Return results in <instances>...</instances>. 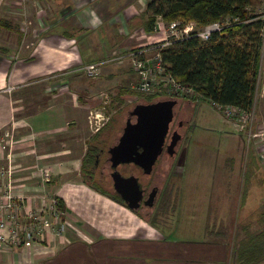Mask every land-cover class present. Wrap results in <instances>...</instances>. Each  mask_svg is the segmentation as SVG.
Masks as SVG:
<instances>
[{
  "label": "crops",
  "instance_id": "obj_1",
  "mask_svg": "<svg viewBox=\"0 0 264 264\" xmlns=\"http://www.w3.org/2000/svg\"><path fill=\"white\" fill-rule=\"evenodd\" d=\"M148 1L31 0L33 17L27 34L18 23L17 14L21 12L10 9L15 8L13 5H0V143L11 134L16 140L10 153L0 150V186L9 182L13 187V183L21 185L13 190L23 196L26 207L47 203V197L45 203L41 198L43 194L56 195L64 203L65 217L72 221L61 235L49 232L30 246L20 244L0 250V264H146L145 255V260L153 257L154 264L163 260L169 264H197L194 260L176 263L172 258L162 259L161 254L171 248V240H177L160 237L141 213L80 177L91 143L92 134L86 131L92 129L97 113L91 110L96 86L111 88L120 80V84H133L138 74L133 73L134 80L129 81L130 61L106 65L93 80L78 68L114 52L152 42L156 33H144L142 26L133 28V20L144 13ZM4 10H14L13 18H6ZM99 126L94 127L93 134ZM43 167L51 171L48 181L42 178ZM5 168L13 172L7 183L2 181ZM181 174L186 172L182 170ZM248 195L246 191L245 200H239L236 209L240 221L247 224L251 211L260 207L258 200L257 206L252 203L253 208L249 207ZM215 211L207 207L203 222L189 224V233L204 227V237L194 239L198 255L212 250L205 221L210 214L217 229L223 228L218 233L221 236L238 223L234 210L223 218L220 214L224 210L219 212L216 207ZM185 242L177 243L187 245ZM220 242L214 248H222L221 254L204 258L201 264H235L234 257L230 259L228 254L231 242L225 238L223 241V237ZM190 245L187 246L194 253L195 247Z\"/></svg>",
  "mask_w": 264,
  "mask_h": 264
},
{
  "label": "rangeland",
  "instance_id": "obj_2",
  "mask_svg": "<svg viewBox=\"0 0 264 264\" xmlns=\"http://www.w3.org/2000/svg\"><path fill=\"white\" fill-rule=\"evenodd\" d=\"M30 1L28 0L25 6L26 13L21 12V9L17 7L10 8L21 12L17 14L20 18L18 23L22 24L23 32L26 34L28 33L29 27L32 25L31 17H33V9L29 7ZM261 3L262 0H258L253 8L248 9V11L259 14ZM3 5L4 3L1 4V6ZM13 11L9 12V10H4L2 14L5 15L6 18H13ZM148 17L149 14L144 12L134 19L133 22L143 23ZM228 17H230V15H226L221 18V20L217 21H221V23L224 24ZM257 17L258 16H255L254 18ZM196 23L199 26L202 25L198 23V21H196ZM152 31L156 33V37L152 39V43L159 42L160 39L165 37V32L163 30H161L162 32ZM153 32L145 30L144 33ZM262 35L264 38V29L262 30ZM110 64L118 66V64L114 62H109L106 65ZM78 69L81 70L82 72L80 73L86 77L83 69ZM104 69L105 67L102 68L99 75L103 73ZM131 71L132 73L128 75L129 81L134 78L132 74L135 73L136 75L138 74V76H135L136 83H141V81H137L138 78H141V72L137 70L134 65H132ZM112 75H114V72ZM96 77L98 76L90 77V79L93 80ZM120 82H118L119 85L111 88L102 85L98 86L97 83H95L98 90H96L95 94L91 97L93 99V108L91 110H97V113H95V118L93 117V122H91L92 129L89 128V130L86 131L87 135L92 134L90 137L91 139H89L91 142L89 146H92L90 148L92 154L89 155L87 159L86 167H93L97 157V150H99L102 144L105 145L106 142L111 141V146L116 142L127 120L128 112L133 109L135 104L139 102H148L147 96L155 94L154 100L179 98L180 103L186 101L185 98L192 100L197 104L195 108V126L190 130L185 141H183L181 145L182 148H180V150L183 152L175 157L173 165H171L173 166L171 175L168 176L165 185L167 192L165 203L162 204L161 210L154 211L152 217H150L149 214H143V216L156 231L158 230L157 233L160 237L169 236L177 240H171L173 246H170L171 248L168 252L161 254L162 259L172 258L176 260V263H181L183 260H194V263L201 264L204 258H215V254H221L222 248L215 249L214 246L222 244L220 242L222 237L223 241L225 238V240L231 242L232 249L228 253L231 259L235 246L245 235L241 228L247 224L240 221L241 216L239 217L236 211L238 201L245 200L244 196L246 191H248L249 194L247 201L249 207L253 208L252 203L256 205V200H258L259 203L264 200V193H262V191H264V179L262 180V177H264V43L256 83L255 102L250 111H240V107L236 106L239 109L234 113L235 115H227L221 107H217L211 100L203 99L201 96H199V100H195L192 96L193 92L189 93L191 97H184L182 93V96L174 97L171 94L169 95L166 91L168 90L167 84H164L163 88L154 84L150 91H144L143 93L138 92L133 87L135 82H132L133 84L130 82L120 84ZM8 90L12 91L13 88L8 87ZM118 121L120 122L119 126L117 125ZM97 125H100V129L93 134L94 127ZM7 130L8 129L5 131ZM86 134L83 135L85 136ZM6 138V141H2L1 139L2 142L0 143V150L5 154H7L8 151L10 153L9 148L11 149L16 142L14 134L6 135ZM69 142L70 141H68V143ZM184 146L186 148H184ZM106 156V152L101 155V163H106ZM166 163L167 161L163 160V164ZM255 163L258 164L257 168ZM158 164H160V162ZM165 167L167 166L165 165ZM130 168L131 167L124 171L127 172ZM9 169L10 168H5V171H2V175H4L2 177L3 183L8 182L9 176L13 177V172L12 170L11 172L8 171ZM85 170L86 169H84L80 177L87 178L88 172L86 173ZM110 170H112L111 167L109 171ZM182 170L186 172L184 176L181 174ZM94 177L95 178H91L93 183L115 194L113 185L108 176L105 181L102 182L98 179L100 175L98 171H96ZM160 179L163 181V178ZM13 185L16 188L21 187V185H15L14 183ZM4 187V184L0 186V188H2L0 189V195L4 192ZM14 187L12 186V190ZM49 197L50 196H48V198ZM50 201L46 203L48 207H50ZM36 202L37 199L35 200V203ZM259 203V209L255 211L252 210V214L248 218L250 229L257 230L258 227L264 226V201L261 204ZM207 207L210 208L211 212L215 211L216 207H218L219 212L224 210L220 214L221 218L225 215H230L234 210L235 220L238 223L227 228V233H224L225 236H221L218 235V233L221 232V230L223 231V228L219 226L217 229L218 225L214 222L215 219L210 214V218L205 221H207L208 238L209 243H212V250L210 254L207 252L204 256H201L196 254L198 244L194 239H202V237H204V227L200 228L198 232L192 233H189L188 229H190L189 224H191V222L195 225L204 221ZM216 213L218 214V212ZM254 218L257 219L255 223L252 224L250 221H253L252 219ZM24 222L25 221H23V223ZM257 222H259V224L256 225ZM190 239H192V241H187ZM179 241H186L185 243H187V245H190V242H192L190 246L195 247L194 253L187 245L178 244L177 242ZM193 243H196V245ZM145 257L146 255L143 258V263L146 261V264L156 263L153 257L147 260H145ZM163 261L160 262V264H169Z\"/></svg>",
  "mask_w": 264,
  "mask_h": 264
},
{
  "label": "trees",
  "instance_id": "obj_3",
  "mask_svg": "<svg viewBox=\"0 0 264 264\" xmlns=\"http://www.w3.org/2000/svg\"><path fill=\"white\" fill-rule=\"evenodd\" d=\"M257 1L149 0L144 11L149 14L148 19L143 23L134 22L136 25H133V28L142 26L148 32H153L157 16H162L166 21L193 19L202 25L221 20L226 15L239 18L238 21L222 25V28L213 32L208 40L191 35L189 38L171 41L164 46L158 45L164 41L155 43L156 51H160L166 66L165 73L158 79L161 87L163 88L165 82L162 76L170 74L193 92L195 100H199L201 96L203 99L211 100L217 107L235 105L242 110L250 111L255 102L264 43L262 35L264 20L254 18L258 14L248 11ZM140 76L137 81H141L142 73ZM139 84L135 81L133 87L144 93L142 89L140 90ZM168 93L170 95V92ZM185 94L183 93L184 97L187 96ZM176 95L182 96L181 93L174 96ZM154 98L155 94L147 96L148 102ZM119 123L118 121V126ZM91 147L90 145L83 158V171L86 169V173L89 172L87 171L89 167L86 166L87 159L92 154ZM86 180L92 182L88 175ZM92 184L114 199L125 203L119 195L112 194L93 182ZM59 201V207L64 209L62 199L59 198ZM241 229L245 235L234 248V263L261 264L264 262V226L254 230L246 224ZM222 236L225 234L222 233Z\"/></svg>",
  "mask_w": 264,
  "mask_h": 264
},
{
  "label": "built area",
  "instance_id": "obj_4",
  "mask_svg": "<svg viewBox=\"0 0 264 264\" xmlns=\"http://www.w3.org/2000/svg\"><path fill=\"white\" fill-rule=\"evenodd\" d=\"M27 2L28 0H0V5L2 3L13 5L21 9V12L26 13L25 6ZM257 16V18L264 20V0H262L261 9ZM238 20V17L230 16L224 24L221 23V21H212L199 26L193 19L187 21H166L162 16H157L155 31L162 32L161 30H163L165 32V37L156 43L164 41L162 44H158L164 46L169 44L172 40L189 38L191 35L198 36L203 40H208L213 32L222 28V25ZM150 44L152 45L146 46ZM154 44L155 43L150 42L146 45L133 46L126 51H117L108 57L90 61L81 68L85 72V75L93 77L99 75L102 68L109 62L124 64L130 61L132 65L143 69L139 87L143 91H150L154 84L162 85L158 83L157 79L166 71L162 55L160 51H156L155 47L157 45ZM162 79L165 81L164 84L168 85L167 92H170L172 96L178 93L183 94L184 90L187 89L185 85L178 82L170 74L162 76ZM174 97H177V95ZM221 108L227 115H233L237 112V109H239L233 105ZM239 110L244 112L242 109ZM41 175L44 181H48L51 176V171L48 167H43L41 168ZM3 189L4 192L0 195V250H5L11 246L20 244L30 246L35 242V239H42L46 233L49 234V232L61 235L67 230L69 222H72L70 219L60 217L59 214H57L58 212H64V210L59 207L60 201L56 195H51L49 198L46 194L41 195L44 203L46 202V197L48 201L51 200L50 207H48L46 203L40 207H37L38 205L26 207L23 203V196L17 195L14 190H12L10 182ZM51 209H53L56 215L53 214ZM23 221L25 222L23 223Z\"/></svg>",
  "mask_w": 264,
  "mask_h": 264
},
{
  "label": "water",
  "instance_id": "obj_5",
  "mask_svg": "<svg viewBox=\"0 0 264 264\" xmlns=\"http://www.w3.org/2000/svg\"><path fill=\"white\" fill-rule=\"evenodd\" d=\"M176 98L158 99L150 102H139L129 111L127 120L120 135L108 149L111 176L116 193L125 204L137 211L141 202L154 204L156 190L150 194V200H144V189L135 174L124 175L119 167L134 165L141 168L143 174H151L163 152L170 123L174 116ZM180 139V135L178 140ZM173 142L170 154H175Z\"/></svg>",
  "mask_w": 264,
  "mask_h": 264
},
{
  "label": "flooded vegetation",
  "instance_id": "obj_6",
  "mask_svg": "<svg viewBox=\"0 0 264 264\" xmlns=\"http://www.w3.org/2000/svg\"><path fill=\"white\" fill-rule=\"evenodd\" d=\"M185 99L186 101L180 103L179 98H178V101L174 106L173 120L170 123V128H169V131L166 137L163 152L160 155L159 160L157 162V164L159 162L160 164H158V166L157 164L155 165L153 172L148 175L143 174L142 169L134 165H122L121 166L122 168L119 167V169L124 175L135 174L139 176V181L142 185V188L144 189V200L146 199L145 201L150 200L149 198L150 194L156 190L157 197L152 206L148 204L149 201L141 202L138 212L141 213L142 215L149 214L150 217H152V215L154 214V211L162 209V204L165 203V198L167 195L165 185L167 183L168 176L171 175V170L173 167L171 165H173V161L175 160V157H177L179 151H181L180 148H182L181 145L183 141H185L186 136L189 134L190 130L195 126V119H196L195 108L197 104L194 103L190 99H187V98ZM179 135H180V139L178 140ZM175 141H177V144L176 146H174V148L177 150V152L172 155L170 154L169 151L172 149V144ZM110 143L111 141L106 142L105 145L102 144L99 150H97V154H96L97 157H96L95 163L93 167L87 170L89 171L87 175L89 176L90 179L95 178L94 174L96 171H98L100 175V177L98 178L99 180L104 182L106 177L108 176L110 179V182L113 185V180L111 176L112 170L109 171L111 167V166L109 167L110 160H109V152H108ZM184 148L186 147L184 146ZM105 152L107 153V156H106L107 164L105 162L101 163V155ZM163 160H166L167 163L163 164ZM165 165L167 167H165ZM129 167L131 168L129 171H127L128 173L124 171L128 169ZM108 171H109V174H108ZM160 178H163V181ZM115 194H117L116 191H115Z\"/></svg>",
  "mask_w": 264,
  "mask_h": 264
},
{
  "label": "bare ground",
  "instance_id": "obj_7",
  "mask_svg": "<svg viewBox=\"0 0 264 264\" xmlns=\"http://www.w3.org/2000/svg\"><path fill=\"white\" fill-rule=\"evenodd\" d=\"M134 67L139 70L141 73H142V68H138L137 66L134 65ZM188 89V90H187ZM186 90H184V93H186L185 95L187 96H190L191 95L189 94L191 92V90L189 88H187ZM51 211L53 212L54 215H56V213L53 211V209H51ZM57 214H59L60 217H62V215L64 216V213L63 212H58Z\"/></svg>",
  "mask_w": 264,
  "mask_h": 264
}]
</instances>
